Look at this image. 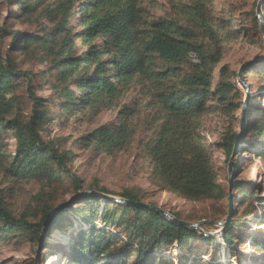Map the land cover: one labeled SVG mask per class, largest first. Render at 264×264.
<instances>
[{"label": "trees", "instance_id": "1", "mask_svg": "<svg viewBox=\"0 0 264 264\" xmlns=\"http://www.w3.org/2000/svg\"><path fill=\"white\" fill-rule=\"evenodd\" d=\"M166 1L168 8L156 16L149 13L143 0H8L13 17L22 21L44 17L50 26L34 34L0 26V172L14 180L40 184L19 215L0 196V242L15 239L45 245L42 229L64 200L59 196L69 193L76 197L85 191L72 172L73 150L43 138L47 122L61 119L64 123L76 115L93 117L118 108L117 123L101 124L74 144L108 155L126 150L136 135L142 107H118L131 89L138 88L144 108L152 115L144 148L153 179L163 190L189 201L220 202L224 198L211 163L212 147L201 132L202 118L212 112L231 119L219 141L226 157L232 155L237 141L246 137L258 141L255 149L264 159V109L251 117L246 113L239 136L233 126L236 112L243 106V95L232 79L237 74L222 65L213 81L226 41L248 37L250 30L262 37L255 11L247 14V24L240 21L233 27L231 16H215L211 0ZM262 44L263 39V48ZM14 51L21 55L19 61L14 59ZM20 63L28 64V69H21ZM36 66L42 67L35 70ZM251 67L248 73H264V58ZM33 85L39 90L49 85L52 94L37 95ZM248 108L253 105L249 103ZM237 150L244 147L239 144ZM233 166L237 171L240 163ZM231 183L237 186L235 181ZM94 189L103 190L99 186ZM241 193L250 196L252 191ZM119 195L131 202H144L145 198L139 189H126ZM80 199L78 205L54 216L47 233L67 229L76 213L88 224L66 250L60 247L66 264H175L167 254L173 244L189 253L196 240H207L152 209L123 203L108 209L112 202L103 201L100 206L98 196ZM98 213L118 230L96 228ZM205 219L221 221L215 216ZM119 229L130 233L127 239ZM224 238L233 247L231 228ZM252 243L257 252H264V234L252 238ZM188 264L222 263L216 257L211 261L195 257Z\"/></svg>", "mask_w": 264, "mask_h": 264}, {"label": "rangeland", "instance_id": "2", "mask_svg": "<svg viewBox=\"0 0 264 264\" xmlns=\"http://www.w3.org/2000/svg\"><path fill=\"white\" fill-rule=\"evenodd\" d=\"M259 0H211L215 16H231L233 27H238L239 22L247 24L245 18L251 10L255 11ZM144 6L150 14H162L168 8L166 0H143ZM261 4V14L264 23V8ZM18 9V8H16ZM223 12L225 14H223ZM0 26H6L9 29H18L25 34L37 33L41 27H49L47 19L44 17H31L29 21H22L21 18H15L11 14L8 0H0ZM248 37H239L235 40H228L224 44V51L221 61L214 70L213 81L217 80L219 68L222 65H228L230 71L238 74L241 70L242 81L247 85L250 93L249 103L253 109H246L250 113L249 117L261 114L260 110L264 109V73L252 72L247 70L251 66L259 63L264 58V44L261 46L263 36L255 34L252 30L248 32ZM262 34V33H261ZM264 43V42H263ZM14 59L19 61L21 55L18 51L13 53ZM29 65L20 63L21 69H28ZM42 66H36L37 68ZM252 68V67H251ZM247 72V73H246ZM236 89L242 93V102L245 97L244 90L237 76H233ZM33 90L37 95L48 97L52 94L51 87L45 85L39 90L33 85ZM47 99V103H48ZM128 104L132 107H139L140 112L136 119L137 132L131 143L126 149L108 155L95 149H84L75 146L74 142L81 135L93 128L113 121L117 123L118 108L104 111L96 116H80L70 118L67 122L61 119H55L47 122L42 132L45 140L59 141L61 148L73 150L74 158L71 163L73 174L82 181L85 191H97L107 196L102 201H111L108 209L118 203L115 199H121L119 195L124 190L139 189L145 194L144 202L152 203L162 208L166 212L176 213L189 220L186 222L209 221L206 217L215 216L221 218V221L227 217L229 197L231 198L232 216L229 225L223 229L215 223L220 221H210L196 230L200 235L205 236L207 240H196V245L192 247L191 252L183 253L173 244L167 251V254L173 258L175 264H188L192 259L201 258L204 261H211L213 257L222 264H264V252H257L252 238L264 234V159L258 155L256 139L246 137L240 138L237 144L244 147V150H237L235 154L226 157L225 153L219 146L224 132L226 131L231 119L218 113H209L202 118L201 132L206 142L211 145L212 155L211 163L216 172L217 182L224 191V198L220 202L214 200L189 201L179 197L169 191L163 190L153 179L152 166L146 155L144 143L150 134L151 113H147L144 108V100L137 89H131L120 99L119 106ZM53 109V104H49ZM237 121L233 126L239 133L242 132L241 116L242 110L236 112ZM246 120V117L245 119ZM241 135V134H240ZM251 143L254 146H251ZM10 151H13V141L7 140ZM239 162L240 166L237 171L232 172L229 181L228 164L234 165ZM234 169V166H233ZM237 184L232 186L231 182ZM231 183V184H230ZM99 186L102 191L94 189ZM40 184L34 180H14V178L0 172V196L8 203L15 215H19L30 203L33 196L39 191ZM252 191L250 196H243L241 191ZM86 196L79 193L76 197L67 193L59 196L60 205L65 202L70 204L64 208L78 205V200ZM90 196V195H89ZM74 199H73V198ZM257 198L259 200H257ZM255 209V210H253ZM100 210V209H99ZM222 210V211H221ZM225 210V211H224ZM236 214L233 216V212ZM100 212V211H99ZM101 213V212H100ZM94 220L96 228H105L108 232L118 230L112 222H107L100 216ZM72 225L67 229L59 231L53 230L47 236L45 233V245L39 250L38 245L29 241L15 242V239L0 242V264H66L63 252L59 251L60 247L66 250L67 245L75 234L82 229L88 228V224L80 220L79 214H72L70 218ZM231 228L235 242L233 247L225 241L224 235ZM121 237L127 239L130 233L127 230L119 229ZM44 247V248H43ZM186 256V258H184ZM55 261L52 263V259ZM188 259V260H187Z\"/></svg>", "mask_w": 264, "mask_h": 264}, {"label": "water", "instance_id": "3", "mask_svg": "<svg viewBox=\"0 0 264 264\" xmlns=\"http://www.w3.org/2000/svg\"><path fill=\"white\" fill-rule=\"evenodd\" d=\"M264 2V0H259L258 3H257V6H256V17L258 18L259 22H260V31L262 33V36H263V42H264V23H263V17H262V14H261V4ZM241 70L238 72L237 74V77H238V80H240V84L244 90V93H245V97H244V100H243V106H242V116H241V126L240 128L242 129L243 125H244V119L246 117V109L248 108V104H249V97H250V93L248 92V87L247 85L244 83V81H242V74H241ZM241 134V132H240ZM239 134V136H240ZM239 140L237 141L236 143V146L234 148V151L232 153V156L235 154L236 152V147H237V144H238ZM234 171L233 169V165L231 162H229L228 164V173H229V181L231 179V176H232V172ZM231 184V183H230ZM81 195L83 194H86V195H90V196H100L102 198H107L106 195L102 194V193H99L97 191H82L80 192ZM73 198V197H72ZM74 199V198H73ZM118 203H123V204H126L128 206H132V207H138V208H142V209H152V210H155L157 212H159L160 214H162L163 216H165L168 220L172 221V222H175V223H178V224H181L185 227H188L192 230H198L200 226H203L207 223H211L210 221H197V222H186V221H182V220H178L176 219L174 216H172L170 213L166 212L165 210H163L162 208L158 207L157 205L155 204H152V203H146V202H131V201H128L124 198H121V199H115ZM70 204V202H65L64 204L62 205H59L54 211L53 213L51 214V216L49 217V219L46 221L45 223V226L43 227L42 229V233H41V240L44 239L45 237V233L47 232V229L50 225V223L52 222L54 216L64 210V208H66L68 205ZM231 216H232V207H231V198L229 197V200H228V214H227V217L225 219H223L222 221L220 222H216L215 224L217 226H222L223 229H225L229 223H230V219H231ZM42 245L41 243H39L38 245V249L36 251L37 253V256L39 254V250L41 249Z\"/></svg>", "mask_w": 264, "mask_h": 264}, {"label": "bare ground", "instance_id": "4", "mask_svg": "<svg viewBox=\"0 0 264 264\" xmlns=\"http://www.w3.org/2000/svg\"><path fill=\"white\" fill-rule=\"evenodd\" d=\"M55 259H56V258H55ZM55 259L53 258L51 262L53 263V262L55 261Z\"/></svg>", "mask_w": 264, "mask_h": 264}]
</instances>
